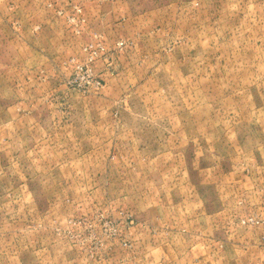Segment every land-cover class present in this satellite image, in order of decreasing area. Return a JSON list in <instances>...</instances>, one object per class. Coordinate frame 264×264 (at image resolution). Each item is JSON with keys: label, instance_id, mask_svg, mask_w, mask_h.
I'll use <instances>...</instances> for the list:
<instances>
[{"label": "rangeland", "instance_id": "obj_1", "mask_svg": "<svg viewBox=\"0 0 264 264\" xmlns=\"http://www.w3.org/2000/svg\"><path fill=\"white\" fill-rule=\"evenodd\" d=\"M0 264H264V0H0Z\"/></svg>", "mask_w": 264, "mask_h": 264}, {"label": "built area", "instance_id": "obj_2", "mask_svg": "<svg viewBox=\"0 0 264 264\" xmlns=\"http://www.w3.org/2000/svg\"><path fill=\"white\" fill-rule=\"evenodd\" d=\"M76 9H77V14H79V18H75V27L77 28V32L81 33L80 28L83 27V25L86 22V19H85L84 15H82V8L81 7H77ZM90 48H91V46H87V50H85V51H88ZM83 70H84V68L81 67V71H83ZM89 84H90V82H89ZM100 84L101 83L99 81H95L92 84V87L99 88ZM248 222H251L253 224L254 223L259 224L260 220H258L255 216H251L249 218Z\"/></svg>", "mask_w": 264, "mask_h": 264}]
</instances>
